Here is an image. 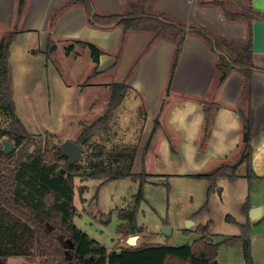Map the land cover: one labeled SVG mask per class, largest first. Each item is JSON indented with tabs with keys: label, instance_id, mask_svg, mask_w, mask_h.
Here are the masks:
<instances>
[{
	"label": "crops",
	"instance_id": "1",
	"mask_svg": "<svg viewBox=\"0 0 264 264\" xmlns=\"http://www.w3.org/2000/svg\"><path fill=\"white\" fill-rule=\"evenodd\" d=\"M91 1L94 13L101 17H133L139 12L128 9L129 0ZM217 1L154 0L147 14H165L218 39L245 42L254 37L248 22L227 20ZM18 6L19 0H0V32L4 33L0 42L16 33L10 47L13 98L29 133L66 134L65 140L75 142L82 125L90 126L106 114L108 86L126 83L131 91L121 115L122 125L130 100L134 105L126 130L120 135L135 142L141 132L133 173L145 170L154 176L192 177L236 162L243 140L237 109L243 106L255 114L252 167L257 178L250 183L264 182V53L253 52L255 70L249 94L245 79L236 70L218 89V55L207 40L188 34L167 96L177 51L173 41L155 40L136 64L153 41L148 31L126 32L120 23L93 25L85 6L72 4V0H26L20 15ZM252 6L264 20V0H252ZM88 45L101 52L98 62ZM202 102L220 105L203 147L206 135ZM141 105L147 114L145 121L136 115ZM156 120L157 141L149 144ZM145 162L150 164L149 170L144 169ZM246 173V164H242L237 171L239 179H247ZM139 240L138 236L134 247L149 246L140 245ZM113 249L107 248L109 252Z\"/></svg>",
	"mask_w": 264,
	"mask_h": 264
},
{
	"label": "trees",
	"instance_id": "2",
	"mask_svg": "<svg viewBox=\"0 0 264 264\" xmlns=\"http://www.w3.org/2000/svg\"><path fill=\"white\" fill-rule=\"evenodd\" d=\"M26 0H19L20 15ZM82 3L93 25L111 26L123 24L126 32L148 31L153 41L142 53L141 59L149 52L152 44L159 38L171 40L177 44V51L171 71L166 95L171 90L175 70L188 34H197L207 40L218 55L217 69L220 77L217 88L225 82L231 71L236 70L245 79L247 93L251 92L253 64V36L248 41H235L214 38L206 32L190 28L169 19L165 14L149 15L154 0H129L128 9L136 8L135 16L101 17L94 13L91 0H72V4ZM225 18L231 22L246 21L253 23L261 17L253 9L252 0H219ZM10 33L0 42V264H9L11 258H23L26 264H219L217 261L218 244L208 234V226L199 228L201 237L192 245L169 247L149 245L144 247H120L133 236H139L144 227L137 224V214L145 201L144 184L154 176L145 170L133 173L141 132L135 142L127 141L121 134V115L131 87L126 83L111 84L109 106L106 114L92 125H82L81 133L75 141L84 149L79 162L70 165L62 156L61 145L65 141L61 136L46 132L31 134L22 123L14 102L13 75L10 63V47L14 35ZM98 62L101 52L88 45ZM68 51V50H67ZM205 117V139L209 136L215 121L218 103L202 102ZM243 125V140L238 158L233 165H224L210 173L192 176L209 181L208 196L220 191L219 179L237 181L239 167L246 164V178L249 182L257 178L253 167L252 134L255 114L252 109L245 111L243 106L237 109ZM136 115L145 121L147 114L143 105L136 109ZM159 121L149 144H155ZM126 130V129H125ZM124 130V131H125ZM4 138L13 145L11 153L4 152ZM83 183L79 191L84 194L88 187L85 181L96 180L106 183L124 179L140 182V191L133 197L132 204L118 210L119 224L117 233L120 240L117 246L108 251L105 246L92 239L75 223V180ZM160 185L159 183H153ZM197 230V231H198ZM185 233H188V229ZM246 233L227 240L229 244L244 241L247 263L252 264L250 240Z\"/></svg>",
	"mask_w": 264,
	"mask_h": 264
},
{
	"label": "rangeland",
	"instance_id": "3",
	"mask_svg": "<svg viewBox=\"0 0 264 264\" xmlns=\"http://www.w3.org/2000/svg\"><path fill=\"white\" fill-rule=\"evenodd\" d=\"M1 34L4 33L0 32V38L3 37ZM133 105L134 101L130 100L121 132H125ZM132 131L129 136L133 135ZM61 137L65 139L66 134ZM145 165L144 169L149 170L150 164L145 162ZM154 182L161 185H154ZM82 184L80 179L75 180V223L92 239L113 249L120 237L117 233V210L132 204L133 197L140 191V182L128 178L100 187L101 182L89 180L84 182L88 187L84 194L78 190ZM209 186V181L193 177L168 175L149 178L143 186L145 201L137 214L138 226L145 228L139 235V244L181 247L192 244L201 236L197 231L199 227L208 226V234L218 244L219 264H248L244 241L227 242L232 237H242L248 229L252 264H264V182L219 179L218 186L222 193L216 192L210 197ZM255 207L262 208V215L252 220L249 212ZM188 221L193 225L185 233ZM123 245L128 247L126 242ZM10 264H26V261L20 257L11 258Z\"/></svg>",
	"mask_w": 264,
	"mask_h": 264
},
{
	"label": "water",
	"instance_id": "4",
	"mask_svg": "<svg viewBox=\"0 0 264 264\" xmlns=\"http://www.w3.org/2000/svg\"><path fill=\"white\" fill-rule=\"evenodd\" d=\"M253 52L255 53H264V20H258L253 23ZM4 152L6 154L11 153L13 150V145L8 141H3ZM62 156L68 159L70 165L76 164L79 162L84 154V149L79 146L76 142L72 140H65L61 145ZM250 218L252 220H257L262 215V208L255 207L252 208L249 212ZM193 225V222H187V229ZM137 236H133L128 240L130 246H135L137 241Z\"/></svg>",
	"mask_w": 264,
	"mask_h": 264
}]
</instances>
